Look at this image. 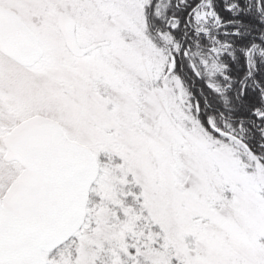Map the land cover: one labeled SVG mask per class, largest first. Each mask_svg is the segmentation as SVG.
Here are the masks:
<instances>
[{
  "label": "snow or ice",
  "instance_id": "snow-or-ice-1",
  "mask_svg": "<svg viewBox=\"0 0 264 264\" xmlns=\"http://www.w3.org/2000/svg\"><path fill=\"white\" fill-rule=\"evenodd\" d=\"M0 264H264V0H0Z\"/></svg>",
  "mask_w": 264,
  "mask_h": 264
}]
</instances>
